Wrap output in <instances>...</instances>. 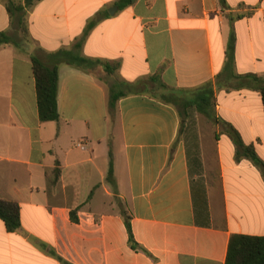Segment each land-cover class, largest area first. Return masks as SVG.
<instances>
[{"label": "crops", "instance_id": "crops-1", "mask_svg": "<svg viewBox=\"0 0 264 264\" xmlns=\"http://www.w3.org/2000/svg\"><path fill=\"white\" fill-rule=\"evenodd\" d=\"M124 1L41 0L22 21L0 0V199L21 207L0 264H226L232 236L264 237V0ZM32 57L59 68L58 122Z\"/></svg>", "mask_w": 264, "mask_h": 264}, {"label": "trees", "instance_id": "trees-1", "mask_svg": "<svg viewBox=\"0 0 264 264\" xmlns=\"http://www.w3.org/2000/svg\"><path fill=\"white\" fill-rule=\"evenodd\" d=\"M10 17L18 16L23 21L25 8L34 6L41 0H3ZM131 0H125L124 5L128 6ZM6 34H0V48L6 44H12ZM33 73L36 81V93L38 101V110L40 120L46 122H58L60 114L58 110V92H59V68L50 67L40 59L32 57ZM264 103V86L259 88ZM126 94H115L109 92L107 99L108 123L110 129V171L108 183L114 184V163L111 143L116 129L118 117V102ZM166 103H172L168 98L163 99ZM200 107V105L198 104ZM200 111V110H199ZM249 157L253 161L259 158L252 152L250 147ZM258 162V161H257ZM264 167V165H263ZM130 233V246L134 250H139L135 242L132 229L131 218L125 211H122ZM0 220L5 223L8 232H16L21 228V207L17 202L0 199ZM226 264H264V237H254L245 235H234L230 239Z\"/></svg>", "mask_w": 264, "mask_h": 264}, {"label": "rangeland", "instance_id": "rangeland-1", "mask_svg": "<svg viewBox=\"0 0 264 264\" xmlns=\"http://www.w3.org/2000/svg\"><path fill=\"white\" fill-rule=\"evenodd\" d=\"M201 121L203 122L205 119H202ZM214 127V125L205 126L203 127L202 133L206 136H209L212 133V130H214Z\"/></svg>", "mask_w": 264, "mask_h": 264}, {"label": "built area", "instance_id": "built-area-1", "mask_svg": "<svg viewBox=\"0 0 264 264\" xmlns=\"http://www.w3.org/2000/svg\"><path fill=\"white\" fill-rule=\"evenodd\" d=\"M79 147H81L82 149H84V147H83V146H79Z\"/></svg>", "mask_w": 264, "mask_h": 264}]
</instances>
